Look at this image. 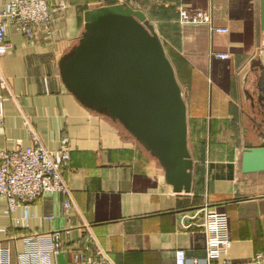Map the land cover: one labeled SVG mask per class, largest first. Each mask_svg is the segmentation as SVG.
I'll use <instances>...</instances> for the list:
<instances>
[{"label": "crops", "instance_id": "obj_1", "mask_svg": "<svg viewBox=\"0 0 264 264\" xmlns=\"http://www.w3.org/2000/svg\"><path fill=\"white\" fill-rule=\"evenodd\" d=\"M10 1L0 0V9ZM48 1L59 9L51 32L40 28L29 39L13 26L7 31L9 48L0 57V77L8 84H0V149L32 144L26 119L50 151L67 140L71 158L63 173L72 205L65 206L63 193L44 195L29 204L25 217L23 208L7 212L0 198V264H89L77 259L82 251L102 264H176L179 249L190 259L203 258L201 229L181 218L205 205L227 216L230 258L264 254V171H242L243 75L254 59L264 58L261 0ZM124 2L154 25L187 89L196 166L191 193L175 192L156 157L121 124L84 106L62 80L60 61L81 37L86 11ZM182 8L209 12L213 26L228 32L182 22ZM219 52L230 57L218 58ZM197 82L199 101L192 98ZM55 241L62 246L58 253Z\"/></svg>", "mask_w": 264, "mask_h": 264}, {"label": "water", "instance_id": "obj_2", "mask_svg": "<svg viewBox=\"0 0 264 264\" xmlns=\"http://www.w3.org/2000/svg\"><path fill=\"white\" fill-rule=\"evenodd\" d=\"M260 6L264 31V0ZM60 72L66 88L84 106L121 124L159 160L175 192H193L196 166L188 141L187 94L144 12L125 2L87 10L81 37L62 57ZM243 78L247 109L242 171L261 172L264 58L254 59Z\"/></svg>", "mask_w": 264, "mask_h": 264}, {"label": "built area", "instance_id": "obj_3", "mask_svg": "<svg viewBox=\"0 0 264 264\" xmlns=\"http://www.w3.org/2000/svg\"><path fill=\"white\" fill-rule=\"evenodd\" d=\"M64 6L61 5L60 8ZM59 10V9H56ZM48 0H11L0 9V57L9 46L5 43L7 31L13 26L17 32L26 38H34L40 28L51 32L53 11ZM180 18L185 23H206L215 32H228L227 28L213 26V17L204 10L190 11L188 8L180 9ZM218 58H229L225 52L215 54ZM0 84L6 88L8 84L0 77ZM0 115H3V103L0 100ZM25 123L32 131V144L23 147L19 142L10 149H0V198L7 201V212H14L23 208L24 216H28L29 204L39 197L54 193L67 195L65 206L72 205L70 188L64 177V170L69 166L70 148L67 140H63L57 151H50L42 142L28 120ZM187 219H194L191 223L198 226L204 236L205 252L203 258L190 259L184 249L176 252V264H264V254H255L245 261H234L229 256L231 237L228 220L225 213L201 207L194 214H185L181 223L186 224ZM62 249L61 243L55 241L54 251ZM77 259L89 264H102L95 261L87 251L79 252Z\"/></svg>", "mask_w": 264, "mask_h": 264}, {"label": "trees", "instance_id": "obj_4", "mask_svg": "<svg viewBox=\"0 0 264 264\" xmlns=\"http://www.w3.org/2000/svg\"><path fill=\"white\" fill-rule=\"evenodd\" d=\"M169 57V56H168ZM186 68V67H185ZM187 70V69H186ZM197 85H198V82H197ZM198 88H199V90L196 88V91L198 92V94L196 95V96H192V98L195 100V101H199L200 100V97H201V83H200V85H198ZM194 91H195V89H194ZM186 94H187V96L186 97H188V93L186 92Z\"/></svg>", "mask_w": 264, "mask_h": 264}, {"label": "rangeland", "instance_id": "obj_5", "mask_svg": "<svg viewBox=\"0 0 264 264\" xmlns=\"http://www.w3.org/2000/svg\"><path fill=\"white\" fill-rule=\"evenodd\" d=\"M182 87V86H181ZM182 90H183V93L184 94H186V92H187V89L185 88V86H184V88L182 87ZM188 93V92H187ZM187 96V95H186ZM185 96V100H186V102H187V97ZM188 99H190V98H188Z\"/></svg>", "mask_w": 264, "mask_h": 264}]
</instances>
